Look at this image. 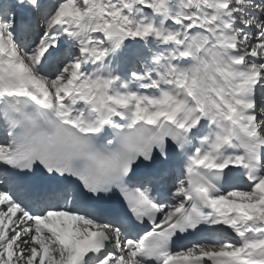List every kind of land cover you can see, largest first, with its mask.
Segmentation results:
<instances>
[{
  "label": "rangeland",
  "instance_id": "obj_1",
  "mask_svg": "<svg viewBox=\"0 0 264 264\" xmlns=\"http://www.w3.org/2000/svg\"><path fill=\"white\" fill-rule=\"evenodd\" d=\"M6 1L7 0H0V10L6 7L5 13L1 16V18L3 19L4 31L6 32V37L2 39L0 38V42H2L5 46H7V48H9V50H11L12 49L11 43L13 39L11 28H12L15 4ZM29 1L30 3L37 4L38 0H29ZM46 1L49 2V3L47 2L48 4L45 3L43 5L44 10L45 8L46 10L45 11L42 10V12H39L40 21L38 22V25L42 26V29L40 31V29L36 27L37 31H40L37 36V39L40 40L41 37L47 36L53 30L56 31L58 29H61L63 25L66 26V29H64L65 33L63 31L60 34L64 37L63 40L65 41L64 46L66 47L65 50L66 54L63 56L62 60L64 64L67 62L66 66L62 67L52 79H45V82H47V84H49L50 86L52 84L51 87L57 88V91L59 92L61 98L63 95V90L67 88V85L71 80L73 74H81L82 72H84L83 61L79 54L81 50L80 41H81V30H82L80 28L81 26L80 24L82 25L83 23L85 24V28H86L85 31L87 33V36H89L87 43H89L92 48L94 47L93 49L95 50V53H97L98 51L100 52L104 51L106 53L107 51L110 50V48H112L111 52L109 51L111 54L110 66H119L120 65L119 58L121 57V51L119 50V47L116 48L111 47L110 45H108V42L102 38V35L105 33V28L110 24L112 23L117 24L120 28H122L128 34H130L131 38L133 37L134 40H137L140 44L143 41H145L146 38L157 41L158 44L156 46H154L152 41L150 42L151 44L148 43L149 44L148 54L142 51L143 54L141 56L142 58H140L139 56L140 58L139 61L141 62V65H144L143 63H147L148 61H151V58L153 57L156 49L160 47V44L164 43L161 40L162 37L166 38L165 42H167L168 44H171L172 40H174L176 37L178 38L179 41L183 36L186 27L183 25L175 24L176 21L173 20L174 15L177 13L178 10L177 3L175 2L176 0H156L155 2H151L147 0H46ZM87 1H90L91 3L89 9L87 8L88 7ZM225 1L226 3L233 4L230 11L231 13H239V14L245 13L243 16L244 19L240 18L233 20L231 18L229 20L230 25H237V26L239 25L241 27L247 26L248 28L254 25V22L252 20L254 18L253 17L250 18V13L244 12L245 11L244 8L245 9L247 8L245 4L247 3L248 0H225ZM255 10L256 9H254V11ZM157 11L158 12L161 11L163 17H161L162 16L161 14H156ZM87 12L89 13L90 16H88L87 20H85V17L83 15H85ZM78 15L82 17H77ZM187 29H188L187 33H191V31H189L191 30L189 26L187 27ZM229 31L231 35H234V38L236 37L238 40H241L240 36L242 37L247 36V35H242L240 30H237L235 28H230ZM70 36L74 38L72 44L69 46V43L67 42H68V37ZM45 38H42V41ZM253 39H254L253 43L255 44V47L257 45L258 46L263 45L262 40L259 39V35L253 36ZM39 40L35 41L34 44L36 45L39 42ZM25 42H26V38L21 37V42L16 44L15 51L21 49L23 47L22 44ZM189 46H191L190 43H187V46L185 48ZM162 47L165 48L166 46L164 45ZM235 47L238 48V51L250 53V51H242L243 47L244 48L248 47L246 46L245 43H243L242 45L240 44L236 45ZM35 48L36 47L34 46L32 52L29 53L27 57H24L20 62L23 65H26L27 69L29 67L28 60L33 58L34 55L33 52L36 50ZM206 48L211 49L213 48V45H211L210 42H206L204 44L203 48L198 52L200 56L203 58V60L200 61V65H195L194 67H191L190 69L192 70L189 71L190 72L189 74L192 75L194 82L192 83L191 90H193V93L195 92L194 93L195 101L201 105H205L206 103L211 102L209 99H211L212 96L211 95L208 96L207 94V90H209L207 88V85L209 83L217 86L219 83L215 82L213 77L215 76L217 77L218 76L217 73L223 69V63L219 61V58L216 56L215 52H212L210 50L208 52ZM171 50H173L174 52V53L171 52V54L175 55L176 53L175 47L171 48ZM15 51L13 50V52ZM258 54L264 58V49L259 50ZM161 56L159 53L157 58L153 57L154 61L156 62L157 59H161ZM143 60L146 62H144ZM162 60H158V62ZM7 63L10 65L9 58L0 56V84L5 80L13 79L14 76L17 74V72L13 71V69L10 68V66L8 67L6 66ZM138 64L140 65L139 62ZM143 70H145L144 67ZM203 70H206V73H208V75L206 74L208 77L207 80L205 79L203 80L201 78ZM166 73L169 75V72L166 71ZM184 73L185 71H183V74ZM205 77L206 76H204V78ZM201 79L204 82H201L200 81ZM105 81L106 83L109 81L108 75L105 78ZM201 83L202 84L204 83L206 90H201L202 88H204L203 86L201 87V89L200 87H198V84ZM215 83L218 84L216 85ZM219 85L217 86V89L211 86V88L214 91H217V95H216L217 97H221L220 91H222L223 88L222 86L221 88ZM89 91L90 90L86 84L79 85L76 88L75 95L71 97L72 100L71 98H69L65 102L57 101V103L63 105L65 109H70L74 111L75 112L74 115L77 119L78 118L84 119L83 115L87 113L84 96L87 95ZM105 91L106 90H104L103 93H105ZM98 92L101 93L102 89L99 88ZM167 95L169 96L170 93L168 92ZM257 191L255 190L236 191V192H232L229 195V197L232 198L233 200L234 198H236L240 202L244 201L247 203V205L254 207V209L256 210L257 208H255V206H258L259 204H264V178L262 183L257 187ZM84 224L85 226L87 225L85 222ZM0 227H2V224H0ZM14 234L9 236L6 235L7 240L3 242L8 241L11 237L14 236ZM3 236L4 234L0 236V239H2ZM34 236L36 237V235H33L32 236L33 238L31 237L29 243L25 244L24 247L21 248L14 249L13 246L15 242L13 241V238L9 242L1 246L0 264H71L73 259V254H69L68 258H65L63 256V253L68 249V246L71 245L72 248L75 247V244H71V243L69 245L65 244L62 240H60L58 237L57 238L54 237L53 235L50 244L44 242L45 240L41 242L42 244L41 243L38 244L36 243L35 241L36 239ZM43 238L45 239L47 237L43 236ZM125 257L127 258V263L122 259V260H118L117 263H113V264H131V262L129 261L130 260L129 256H127L126 254ZM119 258H121V256Z\"/></svg>",
  "mask_w": 264,
  "mask_h": 264
},
{
  "label": "bare ground",
  "instance_id": "obj_2",
  "mask_svg": "<svg viewBox=\"0 0 264 264\" xmlns=\"http://www.w3.org/2000/svg\"><path fill=\"white\" fill-rule=\"evenodd\" d=\"M7 1L10 2V3H13L15 5L17 4V9L20 12L24 8L31 7L30 4H29L30 3L29 0H7ZM42 1L43 0H38L37 4H41ZM87 2H88V4H87L88 7L87 8L89 9L91 3H90V1H87ZM175 2L177 3L178 10H177V13L174 15L173 20L176 21L175 24H177V25L186 26L184 34H183V36L181 37V39L179 41H178V38L176 37L174 40H172L171 44H160V47L158 48L157 52L162 53L163 60L160 61V62H156V64H154V65H152L149 62L146 63L145 64V69L147 70V72L145 73V76H141V75L135 74V69H134V75H132L133 76V80L132 81L134 83L133 86L136 87L137 91L142 90L145 87V85L142 83L143 80L150 79V82L148 84V88L149 87H153L154 85L158 86L161 83L165 84L163 71H165L166 69L169 70V72L171 73L170 74L171 76H176V79L174 80V82H175V84H177V86H185V82L189 81L190 78H191V77L189 78L187 76V74H189L188 72L192 70L190 68L193 67L194 65H200V61L203 60V58L200 56V54L198 52L203 48L204 44L206 42H210V44L213 45V48H211V49H207L206 48V50H208V52L210 50L212 52L217 53V51L215 50L216 45H217V38H218L220 33H223L224 30H226V26L222 25V21L218 22V21H216L214 19L213 10L211 8L210 1L209 0H176ZM245 5L247 6V8L246 9L244 8V10H245L244 12L250 13V18L251 17L254 18V19H252L253 22H254V25L252 27H250V28H237V27H235V29H237V30H241L242 29V32H241L242 35H247L246 38H245L244 43L246 44V46H248V49H251L253 47L252 54H256V53H254L255 52V48H254L255 44L253 43L254 41L251 38V36H254L255 33L263 32L262 35H263V38H264V22H263L264 21V0H248ZM231 6H233L232 3L230 4L229 7H231ZM20 7H23V8H20ZM36 7L37 6H35V8ZM254 9H256V10L254 11ZM156 14H161L162 15V12L161 11H159V12L157 11ZM244 14L245 13H242V14L235 13L234 15H235V17H238V18L241 17L242 19H244L243 18ZM83 16L85 17V20H87L88 16H90V15L87 12ZM77 17H82V16L78 15ZM161 17H163V15ZM260 22H261V24H260ZM80 25H81L80 28L82 29V30L80 29L81 32H82V35H81V41H80L81 42V50H80L79 54L81 53V59L83 61L84 72H82L81 74H79L77 76L75 74H73L72 78H77L79 80V84L81 85V84H84V83L90 81L91 78L89 77V75L94 70L96 71L97 68L103 66V64H105L106 62L104 61V57H105V55H104L105 52L104 51H101V52L98 51L97 52L98 54H96L94 52L95 50L93 49L94 47L90 48L88 46L87 41L89 39L88 38L89 36H87V33L85 31V29H86L85 28V24L83 23V25L82 24H80ZM188 26H189V28H191V30H189V31H191V33H187V30H188L187 27ZM229 28H232V27L229 26ZM64 29H66V26L63 25V27L61 29H58L56 31L53 30L51 33H49L47 36H45L46 38L44 40V45L42 46L40 54H43V53L48 52L50 50L52 51V49H57L61 45L65 44V41L63 40L64 37L62 35H60L61 32H63V31L65 33ZM12 31H13L12 33H14V30H12ZM58 31H59V33H58ZM217 31H218V33H217ZM252 33H254V34L251 35ZM4 35H5V33H4ZM129 36H130V34H129ZM228 36L229 35L227 34L226 37H228ZM73 38L74 37H72V36L68 37V42L67 43H69V46L72 44ZM102 38L105 39L106 41L112 43L111 40H108L106 38L105 33L102 35ZM18 40H19L18 36L14 37L12 39V46H15L17 44ZM31 40H32V38H31ZM130 40H132V41H134L136 43L138 42L137 40H134L133 38H131V36H130ZM161 40L163 42H165L166 38L162 37ZM230 40H231V38H230ZM151 41L153 42L154 46H156L158 44L157 41L150 40L149 38H146V40L143 41V43L141 44L145 50H146V48L149 45L148 43H150ZM114 42H117L119 44V47L121 48V50H120L121 53H122V51H124V49L125 50H129L128 49L129 47L127 46V44H125L123 42H120V41H114ZM187 43H190L191 46L185 48L187 46ZM161 45H165L166 47L163 48ZM37 46L39 47L40 44H38ZM192 46H194V47H192ZM173 47H175V50H176L175 55L171 54V51H170V49L173 48ZM63 55H65V52H62L60 57H62ZM134 56H137V57L141 56L140 55V51L137 50V49L135 51H133L132 56L130 58H134ZM99 58H100V61H101L100 63H98V59ZM219 58H220L219 60H221L223 65L226 66V64L224 63L222 58L221 57H219ZM256 58L260 59V55L258 53L256 54ZM190 60H193V62H194L193 66L190 63ZM58 61H59V59H58ZM129 61H130V59H128L126 62H123V66L126 67L127 63H129ZM144 62H146V61H144ZM261 63H263V59H261V62L259 64H261ZM257 67H259V65ZM203 69H204V67H203ZM183 71H185L184 77L178 76V73L182 74ZM174 72H176V73H174ZM56 74H57V72L55 71L53 74L45 76V77L52 79ZM206 74L208 75V73H206V70H203L202 77H201L203 80L204 79L207 80L208 77H207ZM204 76H206V77L204 78ZM202 79L200 81L204 82V81H202ZM213 79H214L215 82L219 83V79L216 76L213 77ZM169 81H171V80H169ZM222 81H223V85H221V84L219 85L217 83L220 87L222 86L224 88L223 89L221 87L222 88V91H220L221 97H217L216 96L217 95V91H214L211 88V86H212L215 89H217L218 85L216 83L215 84L217 86H215L214 84L212 85V84L208 83L207 88L209 90H207V94H208V96L211 95L212 99H214L213 101H211V103H212L211 109L215 108L216 111L221 114V116L223 117V120H224V119H226V117L229 116L227 112L234 113L235 115H238V112H235L232 109L233 106L231 105V103H229V100L232 99L231 98L232 94L230 93V91H228V85L225 84V80L223 79ZM192 83H193V81H192ZM51 86H52V84H51ZM78 86H79L78 83H73L72 81H70L69 84L67 85V88H65L63 90L62 98L60 97V94L57 91V88L53 87L54 95H55L56 100H60V101L64 102L65 98H66V95L71 93L72 91H75ZM202 86L205 88L204 83L203 84L202 83L198 84V87H200V89H201ZM204 88H202L201 90H206V88L205 89ZM155 95L156 94H154V93H152L150 95V98L152 99V103L153 104H155V103H157L159 101H162V100H164L167 97L165 90L162 92V94L160 96L155 97ZM189 95H192L191 94V90L189 91ZM193 95H195V94H193ZM71 100H72V98H71ZM21 101H22L21 96L8 97V98H5L2 101V105H3V107H12V109L14 107V109H16L17 106L21 103ZM215 104H217V105H215ZM96 106L97 105H93L94 109H95ZM97 108L99 109V107H97ZM100 109H102V108H100ZM197 110L201 111L200 109H195L194 113L197 112L196 115H194L195 121L199 118V113H198ZM103 111H105L104 108H103ZM46 112H47L46 110H40V115H41V118H42V120L44 122L43 126L46 129H48L49 123H50L48 121L49 120L48 119V115L46 116L45 114H43V113H46ZM160 112H165V110L162 109V110H160ZM202 113L205 114V112H203V111H202ZM47 114H48V112H47ZM151 114H153V113H148L147 115H151ZM20 115H21L20 112H18V117ZM57 123H59L61 125H64L66 127H69L68 124L65 121H57ZM165 124H166L165 121L159 120L158 123L156 124V126L153 127V129L156 130L160 126L163 127ZM204 128H206V127H204ZM81 130L84 131L82 128H81ZM114 131L116 132V130H114ZM106 132H107L108 135L111 136L113 130H111L110 128L106 127ZM58 133L59 132L55 133L53 131H49V129L47 130V139H46V141L48 142V144H53L55 142L56 136H57ZM124 133H128V131L125 130V129L120 131V135H122ZM4 144H5V139L0 137V150L3 148ZM193 159H194L193 160V163H194V161L197 160V159L196 158H193ZM206 159L207 158H205V160ZM192 165H193L192 162H190V164L188 166V173L190 171L191 174H195V175H202L204 173L208 174V173H211L212 169H213L212 166H202V167H196L195 168L196 170H191V169H193ZM0 178H1L0 179V197H3V199H4V200L2 199L3 201L0 200V201H2L1 204H0V213H1L0 219L1 220L5 219L4 224H3V230L6 229V231H4V233H7L8 236L9 235H13L16 232H19L21 235H23L24 232H22V231H24V230L28 229V227H30L31 231L37 233V235H38L37 237L40 238L43 234L50 233L49 232V228L47 227V224L49 226H51V227H56V229L57 228L59 229L61 227L62 228L65 227L66 228V225L63 222L64 220H61V221H57L56 220L55 221V214L50 215V216H42L41 218L38 219L39 223L37 225H33L32 222L30 221L31 219H33V217L30 220H27L26 217H24L22 220H18V217H14V220H12L13 214H10L9 208H11L13 205H16V206H18L20 212H25V210H24L25 207L20 205L16 201L15 198H12L8 194H6L5 191L7 190L6 189V186H7L6 185L7 184L6 181L7 180L5 178H3V177H0ZM247 187H248V185H246L245 182L239 186L240 189H245ZM171 199H172V201L174 200V201L181 202L180 195L175 194V193L173 194V197ZM168 203H170V200H168ZM173 208H174L173 206H171L169 208V210L165 214L166 217L170 216V214L173 212L172 211ZM262 208H264V206ZM258 209L261 210V207H259ZM6 212H8V216L11 215V217H7L6 216L4 218ZM244 212L248 213V215L250 217V222H254L255 213H254V211H252V208L250 210L248 208V209L244 210ZM73 217L76 218V220H78V222L81 221V220L82 221L86 220L88 222L90 221L89 218H87L85 215H82V214H76ZM15 219L19 221V223L21 224L20 226H16L15 225ZM69 228H71V227H69ZM17 229H18V231H16ZM66 231L68 233V236L73 238L77 242L79 241V239L82 236V230L81 229L75 230V229L71 228L69 230V232H68V230H66ZM63 232L64 231L62 229V234H63ZM28 236H29V234H26L25 236H20V239H17L15 246L18 247L20 245H24V242H27V241H25V239ZM5 240H7V238L2 240L1 242L5 241ZM46 240H47V243L50 244V241H49L50 237L46 238ZM44 242H46V241H44ZM124 252L130 254L135 259L136 252L132 251V249L131 250H124ZM55 254H57V253H55ZM65 256L68 257L69 255L65 254Z\"/></svg>",
  "mask_w": 264,
  "mask_h": 264
},
{
  "label": "water",
  "instance_id": "obj_3",
  "mask_svg": "<svg viewBox=\"0 0 264 264\" xmlns=\"http://www.w3.org/2000/svg\"><path fill=\"white\" fill-rule=\"evenodd\" d=\"M106 32H107V37L109 39L118 38L123 41H127L129 39L128 35L124 31L119 29L115 24H112L109 27H107Z\"/></svg>",
  "mask_w": 264,
  "mask_h": 264
}]
</instances>
